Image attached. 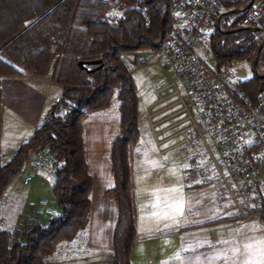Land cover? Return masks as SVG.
I'll return each mask as SVG.
<instances>
[{
  "label": "trees",
  "instance_id": "obj_1",
  "mask_svg": "<svg viewBox=\"0 0 264 264\" xmlns=\"http://www.w3.org/2000/svg\"><path fill=\"white\" fill-rule=\"evenodd\" d=\"M113 1L110 7L107 0H0V107L3 77L49 74L62 90L61 111L45 113L29 140L5 162L0 141V207L4 190L28 156L46 148L54 165L51 193L60 208L53 216H29L11 231L0 229V264H47L59 244L87 229L92 178L85 160L84 124L92 110L107 107L112 98L118 110V131L110 147L111 191L118 203L113 264H130L136 224L129 145L138 127L136 87L124 54L156 51L172 40L171 0ZM248 1L221 0L223 9ZM140 5L146 6L149 22L138 11ZM220 12L209 34L214 66L244 61L252 67L263 37L255 28H264V20L241 29L243 11L223 16L217 27ZM257 68L264 71V45ZM236 83L252 100L264 88V78L253 74ZM222 185L219 189L227 192ZM253 199V212L264 210L263 193Z\"/></svg>",
  "mask_w": 264,
  "mask_h": 264
},
{
  "label": "rangeland",
  "instance_id": "obj_2",
  "mask_svg": "<svg viewBox=\"0 0 264 264\" xmlns=\"http://www.w3.org/2000/svg\"><path fill=\"white\" fill-rule=\"evenodd\" d=\"M210 30L205 31L201 37L199 53L209 64L214 65V57L209 48ZM136 55L144 56L147 63L144 65L135 64ZM124 58L128 64L137 94L138 135L135 141L129 145L131 168L134 164L137 171L143 169L153 173L168 169L184 170L188 186V221L195 218L214 216V213L219 209L217 204H234L229 191L222 192L219 189L221 184L224 186L225 184L222 180L219 181L216 164L218 163L220 167L224 165L221 163V152L216 148L214 140L208 133L202 131L205 141L202 140L195 129H188L184 135L180 134L167 141L163 140L167 132L160 133L161 128L173 122L176 118L165 120L161 124L156 123V121L180 106L177 105L158 115L151 113L168 102H160V95H164L170 90H164L160 94H158V91L168 84L167 73L170 68L154 51L130 52L124 54ZM260 72L263 71L260 70ZM252 74V67L244 61H238L231 65V78L235 82L248 79ZM49 77V74L42 76L26 74L24 76L2 78V102L0 107L2 162L7 161L22 142L29 140L35 126L42 120L44 114L56 107L53 98L60 95L62 90L58 85L52 83ZM155 98L159 99L160 103L152 109L148 108V104ZM113 114H118L115 98H112L107 107L92 110L87 119ZM179 117H183V115ZM187 124V122H184L181 126H187ZM185 137L188 143L185 141ZM173 144L175 146L161 152L162 149ZM47 172L48 175L45 178L42 176L47 173L40 172L34 175L30 182L24 181V170L12 178L1 197L0 229L11 231L29 216H38L39 201L43 198L48 199L49 207L54 212L59 211L57 199L51 193L53 172ZM224 174L227 180L230 181L231 179L225 170ZM159 175L161 176V174ZM234 193L237 196L238 203L243 204V200L239 195L236 192ZM217 212H220V210ZM229 231L236 234L250 235L251 240L248 243L252 251L258 248L259 250L260 248L264 249V214L242 219L234 223L233 228ZM84 238L85 230H80L70 242L59 244L52 258L84 253ZM198 242H188V246L190 247V245Z\"/></svg>",
  "mask_w": 264,
  "mask_h": 264
},
{
  "label": "crops",
  "instance_id": "obj_3",
  "mask_svg": "<svg viewBox=\"0 0 264 264\" xmlns=\"http://www.w3.org/2000/svg\"><path fill=\"white\" fill-rule=\"evenodd\" d=\"M174 98L169 96L160 99V102H168L151 114L158 115L176 107L170 106ZM160 102L155 98L148 104V108L152 109ZM178 111L179 108L174 109L156 121L161 124L176 118L160 130L163 134L167 132L163 138L165 141L182 134L185 128L181 126L183 117H179L182 114ZM117 131L118 114L86 120L84 152L92 188L89 223L84 238L85 252L74 256L51 257L47 264H113V235L118 221V203L111 191L114 177L110 147ZM47 171L50 170L41 171L47 173L42 177L48 175ZM131 171L136 237L130 264H264V249L252 251L248 243L250 235L229 231L234 223L242 219L264 214V210L253 212L257 205L254 204L257 200L253 198L259 190L254 192L249 203L219 202L217 211L220 212L216 211L214 216L188 221V186L184 170L168 169L157 174L143 169L137 171L133 164ZM194 241L199 242L189 247L188 242Z\"/></svg>",
  "mask_w": 264,
  "mask_h": 264
},
{
  "label": "built area",
  "instance_id": "obj_4",
  "mask_svg": "<svg viewBox=\"0 0 264 264\" xmlns=\"http://www.w3.org/2000/svg\"><path fill=\"white\" fill-rule=\"evenodd\" d=\"M110 7L113 0H107ZM144 1V0H138ZM223 9L221 0H171L168 14L172 40H165L154 53L170 68L168 84L158 91L170 90L160 99L173 96L170 106L179 105L182 121L187 126L182 130L195 129L203 141L201 126L214 140L221 152L223 168L216 164L235 204L237 194L244 203L251 202L256 191L264 195V88L255 100L231 78V65L214 66L199 53L203 33L213 27L216 11ZM138 11L149 22L146 6ZM220 12V13H221ZM241 23L251 27L264 20V0H253L244 10ZM219 13V14H220ZM218 14V15H219ZM134 63L144 65V56H135ZM55 112L61 111V99L54 97ZM185 141L188 143L187 138ZM52 158L46 148L32 152L24 163V181L30 182L34 175L44 169L51 172ZM230 177V181L224 174ZM40 216H53L47 198L39 201Z\"/></svg>",
  "mask_w": 264,
  "mask_h": 264
},
{
  "label": "water",
  "instance_id": "obj_5",
  "mask_svg": "<svg viewBox=\"0 0 264 264\" xmlns=\"http://www.w3.org/2000/svg\"><path fill=\"white\" fill-rule=\"evenodd\" d=\"M253 0H249L248 3L243 6V7H239V8H235V9H229V10H225V11H222L218 16H217V20H216V26L218 27L219 26V21L220 19L223 17V16H226V15H230V14H234V13H239V12H243L246 8L249 7V5H251ZM252 27H243L241 29H251ZM256 30L262 32V41L261 43L259 44L257 50H256V53L254 55V58H253V61H252V72H253V75L258 77V78H264V71L263 72H260L257 68V60H258V56H259V53H260V50L261 48L263 47L264 45V28L261 27V26H258L255 28ZM235 31V30H234Z\"/></svg>",
  "mask_w": 264,
  "mask_h": 264
}]
</instances>
